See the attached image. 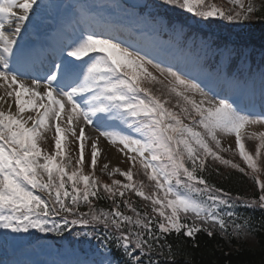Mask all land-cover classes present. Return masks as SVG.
Masks as SVG:
<instances>
[{
	"label": "snow or ice",
	"instance_id": "snow-or-ice-1",
	"mask_svg": "<svg viewBox=\"0 0 264 264\" xmlns=\"http://www.w3.org/2000/svg\"><path fill=\"white\" fill-rule=\"evenodd\" d=\"M163 2L196 17L230 23L250 21L264 11V0L260 4L256 0ZM42 6L38 0H0V230H4L0 240L27 241L30 229L60 233L69 223H95L106 234L109 229L116 231L115 246L125 264H175L170 236L195 242L197 234L204 233L230 243L253 235L250 218L235 209L264 210L260 179L264 131H248L264 126V117L242 113L225 99H208L198 85L170 69L167 76L172 79L164 85L149 71L151 61L95 31L73 42L60 59L46 62L17 39ZM152 66L165 75V69ZM146 84L164 87L154 90ZM190 92L203 98L197 101ZM83 93L90 94L87 107L75 100ZM98 113L103 115L94 122ZM105 120L121 121L138 135L104 130ZM93 123L101 129L99 135L86 136L81 124ZM47 133L54 141L51 152L41 146L48 140ZM69 135L78 147L75 166L66 155ZM222 137H234L235 148L223 146ZM101 138L124 155L130 165L127 170L110 168L106 162L97 175ZM246 140L259 142L254 154L246 149ZM86 143L88 173L84 171ZM221 153H238L246 167ZM209 160L250 177L259 195L233 197L210 184L202 175L209 170ZM117 174L127 182L113 178ZM103 175L111 183L104 182ZM128 193L141 198L145 210L135 207ZM99 200H110V210L94 207ZM81 203L87 205V212L80 210ZM121 205L132 214L122 211ZM77 213L80 218L69 221ZM62 214H67L63 225L55 221ZM9 232L28 236H9ZM100 264H113L110 255Z\"/></svg>",
	"mask_w": 264,
	"mask_h": 264
},
{
	"label": "trees",
	"instance_id": "trees-1",
	"mask_svg": "<svg viewBox=\"0 0 264 264\" xmlns=\"http://www.w3.org/2000/svg\"><path fill=\"white\" fill-rule=\"evenodd\" d=\"M152 1L150 0L149 4H152ZM155 1L157 3V11L165 15L166 21L172 24L176 23L175 25H179L182 28L181 30L185 32L186 30H200L206 35H210L206 29V26L211 23L210 18L204 21V18L198 17L196 19L194 17L193 22H191L186 15L180 13L179 7L165 4L163 0ZM213 19H215L216 24L211 32L217 33L215 38L227 41L230 35L229 22L223 19ZM184 21L187 23H184ZM201 24L205 25L204 28H202ZM224 27L226 28L225 30ZM247 27L246 32H242L243 34H240L236 41L240 47L246 46V49L243 52L240 51L239 46L235 49L237 57L233 59L232 65L244 57L245 51L255 54L260 49H264V11L254 14L253 19ZM220 30H222V33L218 34ZM172 99L175 100V97ZM252 142L248 141L247 143L250 146H254ZM233 162L240 163L242 167H246L239 158ZM209 165L211 168L209 167V170L202 175L205 176L210 184L229 192L233 197L239 195L245 199H249L259 195V191L250 177L234 169L220 165L217 162L209 161ZM217 169L219 170L218 172ZM260 178L264 181V173L260 174ZM115 179L127 182L120 176H117ZM107 182L111 183V181ZM145 182L148 183L146 179ZM126 196L131 197L135 202L134 206L139 210H145V202L141 198L135 197L134 193H128ZM117 199L120 198L117 197ZM96 203L94 207L105 211L110 210L112 204L110 200H99ZM80 210L87 212L88 207L86 206L84 209L80 208ZM121 210L126 214H132L123 205H121ZM147 210L150 211V208ZM239 215L250 218L251 224L255 229L253 235L247 238H233L230 243L227 239H221L219 235L209 238L204 233L197 234L195 242L183 236H180L179 239L175 235L170 236L168 238L169 243L172 245V252L176 254L175 264H264V211L258 209L240 210ZM71 217L80 218L78 215ZM101 228L104 230V239L107 240L110 249L116 250V247H114V238L117 235L116 231L109 229L106 234L105 229L102 226ZM107 243L105 242L106 245ZM161 259L163 260V257ZM119 262L120 264H125L124 258L119 256Z\"/></svg>",
	"mask_w": 264,
	"mask_h": 264
},
{
	"label": "rangeland",
	"instance_id": "rangeland-1",
	"mask_svg": "<svg viewBox=\"0 0 264 264\" xmlns=\"http://www.w3.org/2000/svg\"><path fill=\"white\" fill-rule=\"evenodd\" d=\"M256 3L260 4V0H256ZM163 77L165 79H167L168 81L172 79L171 77L167 76V69H166L165 75H163ZM157 89H163V86L160 85ZM188 94L193 96V98L196 99L197 101H199L203 98L199 94V92H195V93L190 92ZM207 98L210 99L208 96H207ZM212 100L216 101L214 99H212ZM81 126H82V124H81ZM248 131L249 132H251V131H264V126L257 125V126H254L250 129H248ZM46 135L48 136V140L46 143L48 145L54 146V141L52 140V134L47 133ZM87 136L95 137L98 135L95 134L94 132L90 131V132H88ZM69 140L72 143L73 152L77 153L76 152V143L72 142L73 138L70 135H69ZM229 144L232 145L233 149L235 148L234 137H222V145L228 146ZM53 146H52V148H53ZM99 147L101 148V155H100V157H98V164H97V171L98 172H99L100 167H102V165L106 162H109L110 168L111 167H120L121 169H125V168H128L130 166L129 163L126 162L124 155L122 153H120L116 147L109 145L107 143V141H105L103 138H101V140H100ZM86 152H87V154H89V150H88L87 146H86ZM47 246L49 247V245H47Z\"/></svg>",
	"mask_w": 264,
	"mask_h": 264
},
{
	"label": "bare ground",
	"instance_id": "bare-ground-1",
	"mask_svg": "<svg viewBox=\"0 0 264 264\" xmlns=\"http://www.w3.org/2000/svg\"><path fill=\"white\" fill-rule=\"evenodd\" d=\"M111 25L112 26H116L117 24L115 23V22H111ZM27 26V23H26V25H25V27ZM174 101V100H173Z\"/></svg>",
	"mask_w": 264,
	"mask_h": 264
}]
</instances>
